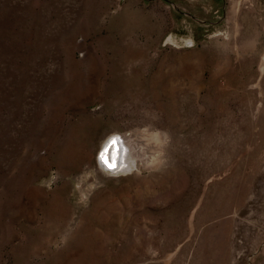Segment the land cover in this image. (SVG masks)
Returning a JSON list of instances; mask_svg holds the SVG:
<instances>
[{
    "label": "rangeland",
    "instance_id": "obj_1",
    "mask_svg": "<svg viewBox=\"0 0 264 264\" xmlns=\"http://www.w3.org/2000/svg\"><path fill=\"white\" fill-rule=\"evenodd\" d=\"M0 264H264V0H0Z\"/></svg>",
    "mask_w": 264,
    "mask_h": 264
},
{
    "label": "bare ground",
    "instance_id": "obj_2",
    "mask_svg": "<svg viewBox=\"0 0 264 264\" xmlns=\"http://www.w3.org/2000/svg\"><path fill=\"white\" fill-rule=\"evenodd\" d=\"M139 153L137 146L130 143L124 136H113L103 146L100 156L102 168L110 173L126 174L138 168ZM143 154V153H142ZM109 165L111 167H109Z\"/></svg>",
    "mask_w": 264,
    "mask_h": 264
},
{
    "label": "snow or ice",
    "instance_id": "obj_3",
    "mask_svg": "<svg viewBox=\"0 0 264 264\" xmlns=\"http://www.w3.org/2000/svg\"><path fill=\"white\" fill-rule=\"evenodd\" d=\"M109 167H111V166L109 165Z\"/></svg>",
    "mask_w": 264,
    "mask_h": 264
}]
</instances>
